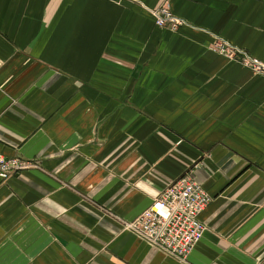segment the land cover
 I'll use <instances>...</instances> for the list:
<instances>
[{
  "label": "crops",
  "instance_id": "1",
  "mask_svg": "<svg viewBox=\"0 0 264 264\" xmlns=\"http://www.w3.org/2000/svg\"><path fill=\"white\" fill-rule=\"evenodd\" d=\"M166 3L185 24L159 27ZM264 0H0V264H264ZM190 174L185 260L126 228Z\"/></svg>",
  "mask_w": 264,
  "mask_h": 264
},
{
  "label": "built area",
  "instance_id": "2",
  "mask_svg": "<svg viewBox=\"0 0 264 264\" xmlns=\"http://www.w3.org/2000/svg\"><path fill=\"white\" fill-rule=\"evenodd\" d=\"M159 27L177 30L185 21L175 16L166 3L149 9ZM211 49L253 72H264V65L247 51L221 37H215ZM31 161L0 155V178L7 179L32 167ZM211 196L190 174L175 180L162 190L153 203L141 212L126 228L143 238L151 247L185 260L206 229L200 214Z\"/></svg>",
  "mask_w": 264,
  "mask_h": 264
}]
</instances>
